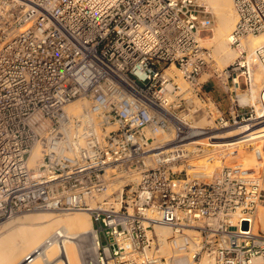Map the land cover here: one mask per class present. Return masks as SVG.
<instances>
[{"label": "built area", "instance_id": "2783aa9c", "mask_svg": "<svg viewBox=\"0 0 264 264\" xmlns=\"http://www.w3.org/2000/svg\"><path fill=\"white\" fill-rule=\"evenodd\" d=\"M232 2L237 56L219 70L200 0H0V221L86 211L81 264H264V138L255 171L187 172L194 129L264 123L262 98L237 92L264 66V46L243 44L264 32V0ZM213 74L224 110L204 90Z\"/></svg>", "mask_w": 264, "mask_h": 264}, {"label": "bare ground", "instance_id": "6f19581e", "mask_svg": "<svg viewBox=\"0 0 264 264\" xmlns=\"http://www.w3.org/2000/svg\"><path fill=\"white\" fill-rule=\"evenodd\" d=\"M216 15L217 26L212 30L209 37L199 39L200 44L211 43L212 51L219 65H227L235 59V52L230 48L228 37L232 31L236 14L231 0H204ZM246 40V39H245ZM243 41L246 43V41ZM250 49L264 46V32L252 35L247 41ZM245 46V45H244ZM218 65V64H217ZM246 96L239 98L240 103H246ZM85 102L75 101L67 106L68 111L77 113L83 108ZM197 128L198 126H194ZM192 144H205L200 131L194 129ZM212 132V131H211ZM219 139L221 137H214ZM235 140H222L213 142L217 145L214 150L223 152L221 156L211 155L203 159H194L187 164L190 175L207 176L215 167L221 165V158L237 162L247 171L258 169L260 156L254 155L251 150H237L229 147ZM257 148V147H256ZM198 149V148H195ZM254 148H252L253 150ZM39 155L38 148L33 150V156ZM260 157V158H259ZM258 163V164H257ZM199 177V176H197ZM68 213V212H67ZM69 214L35 213L17 217L16 227L10 221L0 222V264H81V252L85 249L83 244L84 234L91 230L90 216L83 211H73ZM262 216V217H260ZM259 220L264 229V216L260 213ZM92 226V223H91ZM90 233V232H89ZM202 264H212L203 261Z\"/></svg>", "mask_w": 264, "mask_h": 264}, {"label": "rangeland", "instance_id": "374dc122", "mask_svg": "<svg viewBox=\"0 0 264 264\" xmlns=\"http://www.w3.org/2000/svg\"><path fill=\"white\" fill-rule=\"evenodd\" d=\"M200 2L203 3L207 7V9L212 13V25L204 33V36H203V37L207 38L211 35L212 30L217 26V24H216L217 18H216V15L211 10V7L207 4H205L204 0H200ZM232 7H233V4H232ZM233 10H234V8H233ZM250 36H252V35H250ZM250 36H248L246 38V40H245L246 43L244 42L245 48H247L249 51L252 50V49H250V47L247 44V41L249 40ZM203 45L210 47L211 49L213 48L211 43H204ZM230 48L233 49L232 47H230ZM233 51L235 52L234 57H236L237 52L234 49H233ZM214 58H215V55H214ZM233 60H231L230 62H232ZM215 61H216V66L218 67L219 70L222 69L224 66H226V64L223 66L219 65L216 58H215ZM252 66H253V77H254V82H253L252 86L246 90H243L244 88H243V86H241V89H239L237 91L239 94V98L242 96H246L249 99L247 101L248 103H256V101L258 100L259 97L262 98V100L264 101V66H262L261 64H258V63H254V64L252 63ZM206 78H208V74H203L201 76V80H205ZM209 80H214L213 82H215L213 84H215L214 88L217 89V91H216V97L217 98L215 100L218 103V107L221 110L226 109L228 104H229V93L224 91L221 82L219 81V79L214 74L211 76V78ZM239 80H241V79L239 78ZM208 82L211 83L212 81H208ZM181 83L183 85H186L183 81H181ZM241 104H243V103H241ZM222 106H223V108H221ZM207 124H208V121L206 118H200L199 120H197L196 125H194V126H204ZM258 124L256 126H253V127L247 126L245 124V125H242L239 127H230V128H227V129H224L221 131H212V132H210V133H212L211 136L210 135H206V136L201 135L200 137L203 140V142H205V144H202L201 147H199V145H197L198 149H194V150H199V151L201 150L203 152L196 154L194 159H197V160L200 159L201 160L203 158H206V155L204 153H206V152L208 153L210 149L212 150V149H215L217 147V145H213V142L222 141V140L223 141L224 140H229V141L235 140V142L229 146L234 150L235 149H237V150H240V149L243 150L244 149V150L250 151L251 145L255 146L256 142L260 143V142H262L261 140H263V138H264V123L261 124V122H259ZM242 132H248V133L243 135V136H239L240 134H242ZM217 136H219L221 138L215 139L214 137H217ZM194 159H192V160H194ZM192 160H190V161H192ZM218 162H221V164H222V163L230 162V160H227V159L223 160L221 158ZM260 162H261V158H260L259 163ZM187 172H188V170H187ZM203 174H207V173H202V174L195 175V176L197 177V176H201ZM190 176L194 177L193 174ZM43 212L44 213L45 212L46 213H52L53 215L55 213H56L55 215L60 214V213H61L60 215L69 214V212L67 213L66 211H53V210L37 211V212H34V214L35 213H43ZM83 212H85L88 215V213L86 211H83ZM31 213L33 214V212H27V214H31ZM71 213H73V211H71ZM23 215H26V214L24 213V214H21L19 216L13 217L11 219L2 220V221H3V223H5L6 221H10L11 225L13 227H16L17 217H21ZM260 217H262V216H260ZM2 221H0V222H2ZM6 223H8V222H6ZM90 227H91V220H90ZM89 232L84 234V238L82 240L83 244L85 246L87 245L88 237L90 236ZM0 235H1V232H0Z\"/></svg>", "mask_w": 264, "mask_h": 264}, {"label": "crops", "instance_id": "0c3cea01", "mask_svg": "<svg viewBox=\"0 0 264 264\" xmlns=\"http://www.w3.org/2000/svg\"><path fill=\"white\" fill-rule=\"evenodd\" d=\"M209 81H212L211 83L210 82H208L207 84H206V86H204V90L213 98V99H216L217 97H216V91H217V89H215L214 87V85L215 84H213V83H215V82H213L214 80H209ZM220 104V103H219ZM221 108H223V106L221 107Z\"/></svg>", "mask_w": 264, "mask_h": 264}]
</instances>
